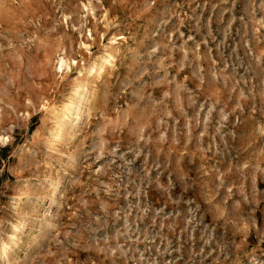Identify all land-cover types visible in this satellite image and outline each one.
I'll return each mask as SVG.
<instances>
[{
    "label": "rangeland",
    "instance_id": "1",
    "mask_svg": "<svg viewBox=\"0 0 264 264\" xmlns=\"http://www.w3.org/2000/svg\"><path fill=\"white\" fill-rule=\"evenodd\" d=\"M0 264H264V0H0Z\"/></svg>",
    "mask_w": 264,
    "mask_h": 264
},
{
    "label": "bare ground",
    "instance_id": "2",
    "mask_svg": "<svg viewBox=\"0 0 264 264\" xmlns=\"http://www.w3.org/2000/svg\"><path fill=\"white\" fill-rule=\"evenodd\" d=\"M61 62L62 63H64V59L63 58H61ZM64 111H66V110H64ZM68 111V110H67ZM57 115V114H56ZM60 115V114H59ZM69 116V115H68ZM58 118V117H57Z\"/></svg>",
    "mask_w": 264,
    "mask_h": 264
}]
</instances>
